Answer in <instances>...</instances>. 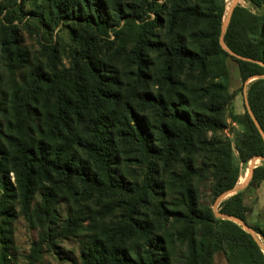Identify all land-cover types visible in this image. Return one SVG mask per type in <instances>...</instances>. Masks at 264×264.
Here are the masks:
<instances>
[{"label":"trees","instance_id":"obj_1","mask_svg":"<svg viewBox=\"0 0 264 264\" xmlns=\"http://www.w3.org/2000/svg\"><path fill=\"white\" fill-rule=\"evenodd\" d=\"M43 1L47 6L34 11L40 23L45 13L55 25L74 31L81 24L92 35L60 72L55 46L42 44L49 51L44 67L21 44L15 24L21 5L12 18H0V264L16 259L11 223L20 215L42 229L30 264L91 218L79 207L62 219L58 198L65 189L93 198L102 218L113 216L86 241L81 264H214L219 252L228 264H264L258 240L218 217L200 193L209 180L214 203L240 177L232 143L221 134L236 95L226 82L227 57L243 82L258 77L247 100L264 132V0L236 5L223 34L226 47L244 59L221 43L225 0H169L165 17L160 8L167 5L159 0L131 1L127 9L122 0ZM10 6L6 1L0 14ZM123 18L144 21L126 55L127 81L113 64L122 45L112 63L96 54L102 35ZM231 118L242 126L234 132L239 162L264 157V138L249 110ZM263 180L264 165L256 166L252 182ZM218 211L247 223L250 207L238 191ZM251 228L264 239V230Z\"/></svg>","mask_w":264,"mask_h":264},{"label":"rangeland","instance_id":"obj_2","mask_svg":"<svg viewBox=\"0 0 264 264\" xmlns=\"http://www.w3.org/2000/svg\"><path fill=\"white\" fill-rule=\"evenodd\" d=\"M8 1L11 6L0 14V18L6 15L13 17L12 12L17 5H21L23 17L16 20L15 24L18 25L20 31V42L26 51L30 54L33 60L40 61L44 67H47L48 62V49L42 44L55 46L58 51V68L65 72L71 66L72 54L76 49H80L84 39L92 32L85 26L79 24L75 26L74 31L71 30L69 25L64 22L55 25L53 20L48 14L44 13V22L40 23L39 18L34 11L39 8V5L47 6L43 0H0V7L4 6ZM131 1L136 0H122L123 8L127 9V5ZM160 3L166 4L167 7L160 8V13L165 17V11L169 8V0H159ZM226 8L222 22V40L223 47L231 54L223 40V34L228 24L223 28V23L228 19L230 11L238 4L249 7L246 0H225ZM109 7L112 5L108 4ZM110 7L111 15L114 16L113 8ZM129 8V7H128ZM44 10V9H43ZM129 10L125 11L128 13ZM151 18L154 14L149 12ZM232 15V14H231ZM146 16V15H145ZM231 18V16H230ZM230 21V19H229ZM144 21H135L128 23L123 18L121 24L109 29V35L101 34L105 40L99 41V46L96 48V54L105 62H110L109 58L115 49L122 45L119 61L113 64L117 66L119 72L122 74L124 81H127L124 71H127L129 63L126 61V55L129 52L130 45L134 42L142 30ZM0 22V65L5 63L4 55L1 50V28ZM118 31V33L115 32ZM161 39H164V30L158 32ZM92 35V34H91ZM100 35V37H101ZM36 63V62H35ZM112 63V62H110ZM227 65V83L229 92H234L236 95L231 100L227 109L228 128L223 130L221 134L228 138L233 147L234 161L239 164L240 177L236 185L245 183V186L240 191L244 194V202L250 207V211L246 215L247 224L257 226L264 230V180L261 182H252L253 174L247 178V173L251 171L253 166L264 165V160L255 158L251 159L247 164L239 162L238 152L235 149V130L242 129V126L234 123L231 116L233 114L243 115L246 110H250L247 92L249 84L253 79L243 82L241 80L237 63L230 57L226 58ZM255 161V162H254ZM254 162V164H253ZM75 189L63 190L58 198V211L62 219L71 214L72 208H81L83 211L91 215V218L85 221L80 228H78L73 235L66 237H57L55 244L51 247H44L42 250V259L36 264H81V252L85 247L86 241L90 240L91 236L106 227L113 216H104L102 218L97 215L100 205L92 198L90 200H82L78 194H75ZM201 201L206 205H213L215 214L219 213V202L216 200L212 203L210 181H204L200 186ZM42 192L39 190L35 194L34 203H39L41 200ZM1 198V195H0ZM103 205V203H101ZM100 213V212H98ZM13 245L11 252L14 253L16 259L13 264H30L27 256L32 251V243L39 239V232L42 230L39 227L31 225L24 216L20 215L16 220L11 223ZM253 230V229H252ZM255 238L258 240L264 252V239L260 234L253 230ZM214 264H228L223 253L219 252L214 255Z\"/></svg>","mask_w":264,"mask_h":264},{"label":"water","instance_id":"obj_3","mask_svg":"<svg viewBox=\"0 0 264 264\" xmlns=\"http://www.w3.org/2000/svg\"><path fill=\"white\" fill-rule=\"evenodd\" d=\"M232 11H233V9L230 11V14H229L228 19L225 20V22L223 23V28L229 23V19H230V16H231V14H232ZM221 40H222V37H221ZM231 53H232L233 55H236V54L233 53V52H231ZM236 56H238V55H236ZM238 57L243 58V57H241V56H238ZM243 59H244V58H243ZM256 78H258V77L256 76V77H253L252 79H256ZM249 113H250V115H251V117H252L254 123L256 124L257 128L259 129L261 135H262L263 138H264V132H263V130L261 129V127H260V125H259L257 119L255 118V116H254V114L252 113L251 110H249ZM257 159H262V160H264V157H255V160H257ZM254 162H255V161H254ZM255 167H256V166H253V168H251L250 176L253 174V169H254ZM244 186H245V183H243V184H239V185H235L231 190L226 191L225 193H223V194L217 199L218 202L220 203L222 200L226 199V198L229 197L230 195L237 193L238 191H240L241 189H243ZM216 215H217L218 217H222V218H224V219L231 220V221H233V222H235V223L241 225L246 231H248L249 233H251V234L254 236V233H253L252 228H251V227H250V226H249L244 220H242V219H240V218H237V217H235V216H232V215H229V214H223V213H220V212L217 213ZM254 237H255V236H254Z\"/></svg>","mask_w":264,"mask_h":264},{"label":"bare ground","instance_id":"obj_4","mask_svg":"<svg viewBox=\"0 0 264 264\" xmlns=\"http://www.w3.org/2000/svg\"><path fill=\"white\" fill-rule=\"evenodd\" d=\"M257 160H258V159H257ZM257 160H256V161H257ZM253 164H254V162H253ZM248 173H249V176H248ZM248 173H247V178H246V179H248V177H250V173H251V172L249 171Z\"/></svg>","mask_w":264,"mask_h":264}]
</instances>
